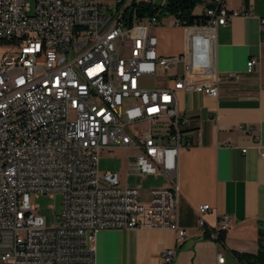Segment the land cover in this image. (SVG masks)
I'll return each instance as SVG.
<instances>
[{
    "label": "built area",
    "instance_id": "built-area-1",
    "mask_svg": "<svg viewBox=\"0 0 264 264\" xmlns=\"http://www.w3.org/2000/svg\"><path fill=\"white\" fill-rule=\"evenodd\" d=\"M164 0H0V264H93L95 236L111 228L158 227L184 240L178 224V155L194 145L190 120L178 107L179 90L218 95L224 77L193 80L169 70L193 58L163 56L152 29L164 25L214 27L252 5L234 10L227 0H199V23L172 15L139 16L138 5ZM264 25V17L259 20ZM264 45V28L261 30ZM256 63L246 62L250 72ZM164 75L167 84H160ZM152 80V83H151ZM110 81H122L111 89ZM105 84V99L96 86ZM182 123V135L164 122ZM125 151V174L99 170L103 149ZM246 149H242L245 151ZM264 157V150L261 151ZM163 174L166 182L140 190L128 175ZM57 192L62 210L47 226L30 194ZM208 204L197 207L198 223ZM222 215L209 238L228 228ZM166 248L162 261H173ZM217 261L222 263L223 256Z\"/></svg>",
    "mask_w": 264,
    "mask_h": 264
},
{
    "label": "crops",
    "instance_id": "crops-1",
    "mask_svg": "<svg viewBox=\"0 0 264 264\" xmlns=\"http://www.w3.org/2000/svg\"><path fill=\"white\" fill-rule=\"evenodd\" d=\"M226 4L234 10L251 4L252 10L214 27L168 24L152 29L158 54L185 52L193 58L172 67L167 79L181 73L193 80L235 73L220 80L216 97L178 92L179 110L190 120L185 133L194 142L178 155V224L186 230L184 240L177 243L169 228L100 230L93 264H238L232 251H257V230L264 229V25L259 22L264 0H227ZM173 33L178 36L175 40ZM252 57L256 63L248 72L246 62ZM161 77L160 84H167ZM201 204L209 205L201 214L203 227L198 223ZM224 214L231 221L221 244L205 235ZM170 247L175 248V257L164 263L162 253ZM218 256L224 257L222 263Z\"/></svg>",
    "mask_w": 264,
    "mask_h": 264
},
{
    "label": "rangeland",
    "instance_id": "rangeland-1",
    "mask_svg": "<svg viewBox=\"0 0 264 264\" xmlns=\"http://www.w3.org/2000/svg\"><path fill=\"white\" fill-rule=\"evenodd\" d=\"M168 19L165 20L164 26L168 25ZM161 26V25H159ZM157 26V27H159ZM155 27V28H157ZM180 33V32H179ZM178 36L173 33L171 38L175 40ZM7 46H0V56L5 51ZM152 83V80H151ZM127 157L123 149L115 148L113 151L103 149L99 155V170L104 172L106 170L117 171L122 175L127 170ZM125 182L140 190L142 196H146L148 189L163 185L166 182V178L163 174L157 175H128ZM29 200L32 204L38 205L41 208V214L45 217V224L51 225L56 220V216L61 214L62 210V198L57 192L54 193H39L30 194Z\"/></svg>",
    "mask_w": 264,
    "mask_h": 264
},
{
    "label": "trees",
    "instance_id": "trees-1",
    "mask_svg": "<svg viewBox=\"0 0 264 264\" xmlns=\"http://www.w3.org/2000/svg\"><path fill=\"white\" fill-rule=\"evenodd\" d=\"M199 0H164L162 7L159 9L149 5H138L137 14L139 16L154 15L158 12L160 16L172 15L187 24L199 23L200 18L193 13L194 7ZM209 236V232L205 237ZM223 231H219L216 241L223 243ZM258 249L255 253L232 251V256L238 264H264V229L257 230Z\"/></svg>",
    "mask_w": 264,
    "mask_h": 264
},
{
    "label": "bare ground",
    "instance_id": "bare-ground-1",
    "mask_svg": "<svg viewBox=\"0 0 264 264\" xmlns=\"http://www.w3.org/2000/svg\"><path fill=\"white\" fill-rule=\"evenodd\" d=\"M111 89H122V81H110ZM97 99H105V84H98L96 86ZM173 135H182V123H175V121L164 122V132H171Z\"/></svg>",
    "mask_w": 264,
    "mask_h": 264
}]
</instances>
